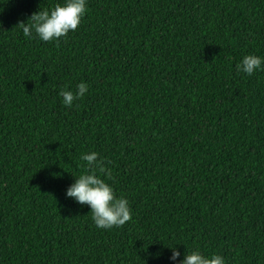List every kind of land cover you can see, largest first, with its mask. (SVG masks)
Returning <instances> with one entry per match:
<instances>
[{
	"label": "trees",
	"instance_id": "16d2710c",
	"mask_svg": "<svg viewBox=\"0 0 264 264\" xmlns=\"http://www.w3.org/2000/svg\"><path fill=\"white\" fill-rule=\"evenodd\" d=\"M57 3L0 0V264H264V71L236 69L264 57V0H87L77 30L25 37ZM91 151L122 226L66 196Z\"/></svg>",
	"mask_w": 264,
	"mask_h": 264
},
{
	"label": "clouds",
	"instance_id": "9594fccd",
	"mask_svg": "<svg viewBox=\"0 0 264 264\" xmlns=\"http://www.w3.org/2000/svg\"><path fill=\"white\" fill-rule=\"evenodd\" d=\"M86 12L87 0H64L63 4L57 3L51 9L33 13L26 22H20L18 26L27 38H32V33L35 32L39 40L51 42L67 35L69 31L77 30ZM236 69L248 76L257 71H264V57L245 55L236 64ZM88 90V85L81 82L75 92L62 89L59 96L62 97L63 105L72 107L74 102L82 99ZM98 156L95 151L82 154L81 159L86 162L87 171L75 177V182L67 189L66 196L74 199L79 205L89 206L91 219L97 228L111 229L131 220V208L127 198H117L113 187L97 174L98 170L105 172L104 161ZM168 248L172 253L169 259L175 261L180 257L181 253L176 247ZM181 264H226V262L223 256L216 253L205 256L199 251H190L185 254Z\"/></svg>",
	"mask_w": 264,
	"mask_h": 264
}]
</instances>
